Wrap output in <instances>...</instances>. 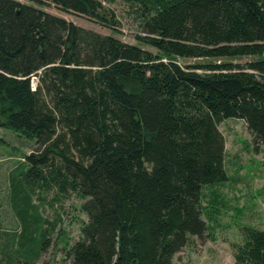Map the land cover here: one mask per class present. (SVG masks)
Wrapping results in <instances>:
<instances>
[{"label": "trees", "instance_id": "16d2710c", "mask_svg": "<svg viewBox=\"0 0 264 264\" xmlns=\"http://www.w3.org/2000/svg\"><path fill=\"white\" fill-rule=\"evenodd\" d=\"M51 1L119 32L101 0ZM129 1L142 20L137 40L157 53L0 0V127L36 140L24 157L32 189L68 182L84 199L71 264H176L189 236L208 230L203 185L227 179L220 120L244 119L264 142V0ZM242 56L256 58L180 62ZM50 155L62 165L48 178ZM17 210L35 229L27 204ZM245 233L235 264H264V230ZM42 235L37 259L20 264H37Z\"/></svg>", "mask_w": 264, "mask_h": 264}, {"label": "rangeland", "instance_id": "374dc122", "mask_svg": "<svg viewBox=\"0 0 264 264\" xmlns=\"http://www.w3.org/2000/svg\"><path fill=\"white\" fill-rule=\"evenodd\" d=\"M19 1L35 5L86 29L115 34L125 42L141 44L136 37L143 34L142 20L138 6L129 0H101L106 9L115 13L119 32L112 31L95 19L65 12L51 0ZM141 45L157 53L156 48ZM255 58H183L180 62L228 61L245 65ZM32 82L36 85L38 77L34 76ZM219 128L225 137L227 179L203 185L202 216L208 230L203 237L189 236L188 243L174 255L176 264H235V248L246 240L245 228L264 230V142L257 144L254 141L245 120L241 118H224L220 120ZM35 145V139L0 127V264L30 263L37 259L44 229L49 231V239L37 264H71L67 249L81 238V226L88 220L81 209L84 199L69 188L68 182L66 191L54 181L47 186L46 179H37L33 189L30 187L29 177L26 176L30 165L24 157ZM61 165L58 157L50 155L45 170L47 177H50L51 170ZM22 202L27 204L30 222L33 223L35 216L41 219V224L40 219L33 224L35 229L26 227L20 218L17 209Z\"/></svg>", "mask_w": 264, "mask_h": 264}, {"label": "built area", "instance_id": "2783aa9c", "mask_svg": "<svg viewBox=\"0 0 264 264\" xmlns=\"http://www.w3.org/2000/svg\"><path fill=\"white\" fill-rule=\"evenodd\" d=\"M33 87L35 88V85H33Z\"/></svg>", "mask_w": 264, "mask_h": 264}]
</instances>
